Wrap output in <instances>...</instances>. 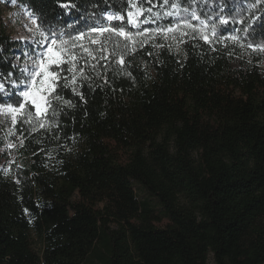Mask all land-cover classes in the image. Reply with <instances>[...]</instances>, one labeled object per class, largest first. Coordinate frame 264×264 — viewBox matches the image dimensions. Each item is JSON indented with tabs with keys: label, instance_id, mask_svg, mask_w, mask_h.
<instances>
[{
	"label": "trees",
	"instance_id": "trees-1",
	"mask_svg": "<svg viewBox=\"0 0 264 264\" xmlns=\"http://www.w3.org/2000/svg\"><path fill=\"white\" fill-rule=\"evenodd\" d=\"M68 2L17 0L65 40L126 13L129 0ZM132 2L151 37L124 64L80 60L75 83L61 72L55 116L12 126L20 142L11 171L0 169V264H264V52L247 47L264 45V0ZM232 2L246 18L213 24L210 43L176 32L191 3L231 17ZM40 49L0 25V101L21 99Z\"/></svg>",
	"mask_w": 264,
	"mask_h": 264
},
{
	"label": "snow or ice",
	"instance_id": "snow-or-ice-1",
	"mask_svg": "<svg viewBox=\"0 0 264 264\" xmlns=\"http://www.w3.org/2000/svg\"><path fill=\"white\" fill-rule=\"evenodd\" d=\"M169 0H165L168 3ZM140 5L144 4V0H139ZM62 8L75 7L69 0L68 3L60 5ZM176 7L177 5H171ZM138 7L136 4L129 0L125 4V8L128 9L126 13H110L98 19L106 20L107 24H93L86 34L84 31H79L75 37H69V39H62L59 35L53 33L51 36L45 35L41 30V25L36 24V30L42 37L41 46L44 47V51L34 57L30 69H27V76H25L24 89L18 93L21 98L11 103L7 101H0V115L3 116L5 122H9L12 126L17 124H29L32 120H36V123H40L36 117L45 118L49 115L55 116L56 109L54 107V101L58 104L61 98L56 94L57 87L63 82V86L67 87V75H61V72L72 73L73 83H75V74L73 67L83 60L87 64L88 59L91 58L97 63L104 60H111L119 56L120 63L124 64V56L131 49L141 45L144 39H148L152 35L151 30L142 29L140 24L149 23L148 20H141L140 15L143 12H134L133 8ZM151 12V8L148 9ZM169 16L172 13H168ZM194 19H199L192 14ZM159 19V16L156 17ZM113 21H116L113 23ZM35 23V20H33ZM243 23V21H240ZM227 19H221V24H228ZM185 26L192 28L193 25L185 21ZM135 29V31H133ZM158 32H171V28L157 29ZM147 32V35L145 33ZM215 33V26L213 27ZM99 37V39L90 38ZM217 40L219 37H214ZM85 39L89 40L88 45L83 44ZM205 42H211L210 38L203 36ZM231 39L236 40L235 36ZM248 48L253 51L264 52V45L248 44ZM80 55L77 56L76 53ZM95 65H93L94 67ZM82 71V69H80ZM23 75V71L21 73ZM37 83L39 87H37ZM4 89V84L0 83V90ZM75 91V89H73ZM81 99L83 96L81 95ZM69 103L68 101H63ZM33 111L35 115H33ZM43 127V124L40 125ZM12 147V145H9ZM27 211V210H26Z\"/></svg>",
	"mask_w": 264,
	"mask_h": 264
},
{
	"label": "rangeland",
	"instance_id": "rangeland-1",
	"mask_svg": "<svg viewBox=\"0 0 264 264\" xmlns=\"http://www.w3.org/2000/svg\"><path fill=\"white\" fill-rule=\"evenodd\" d=\"M209 7V8H208ZM208 7L203 8L200 5L195 3H191V6L188 10L182 11L179 14V22H178V32L179 35L183 34L185 31L194 30L202 33L205 36V32L212 31L214 25L213 24H221V19H227L229 23H241L240 21H244L245 10L241 8V2H232L231 3V14H227L226 16H222L220 14V10L216 8L212 3L208 5ZM247 12V11H246ZM198 17L199 14H203V16L208 18L209 23L202 21L201 19H194L192 14ZM34 17L29 13L27 9L22 7L17 3V0H0V25L3 26L6 33L10 34L12 38L16 40H20L21 42H39L41 46L42 37L40 33L36 30V22H33ZM185 21L189 24L193 25L192 28L185 26ZM214 22V23H213ZM44 51V47L41 46L38 54ZM37 54V55H38ZM36 55V56H37ZM33 60L29 63L28 68L25 69V74L27 76V69H30ZM37 87L39 84L37 83ZM24 89V86L21 90ZM20 90V91H21ZM19 91V92H20ZM33 115H35L33 111ZM36 119L40 120V124L43 121V118L36 117ZM9 124L5 123V120L2 115H0V124H6V128L4 134H2L3 141L0 143V169H4L6 171H11L12 161L15 157L16 146L20 142V139L16 136L12 130V125L10 123V117H8ZM36 120L31 121V125L26 124L28 126H35ZM1 130V128H0ZM12 145V147H9ZM135 191L140 194V197H144L143 193L138 190V187L135 186ZM35 249L38 250V243L36 242ZM210 264H212V259L209 260ZM89 264V263H88Z\"/></svg>",
	"mask_w": 264,
	"mask_h": 264
}]
</instances>
